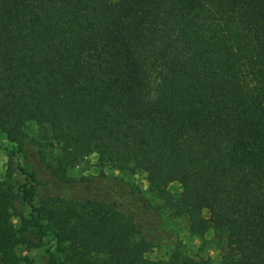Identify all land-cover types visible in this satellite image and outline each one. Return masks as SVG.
<instances>
[{"label":"trees","instance_id":"16d2710c","mask_svg":"<svg viewBox=\"0 0 264 264\" xmlns=\"http://www.w3.org/2000/svg\"><path fill=\"white\" fill-rule=\"evenodd\" d=\"M29 121L51 125L56 178L92 153L142 170L191 234L227 229L219 264H264V0H0V131L44 158ZM35 192L0 180V264H40L17 250L47 237L49 264H215L148 258L133 220L97 197H47L45 223ZM19 199L33 213L16 225Z\"/></svg>","mask_w":264,"mask_h":264},{"label":"rangeland","instance_id":"374dc122","mask_svg":"<svg viewBox=\"0 0 264 264\" xmlns=\"http://www.w3.org/2000/svg\"><path fill=\"white\" fill-rule=\"evenodd\" d=\"M24 129L41 141L44 158L38 154L24 157L18 152L17 146L8 141L0 131V180L12 184L16 189L24 183L35 187L32 202L37 209L35 212L41 216L43 222L52 221L55 213L54 207H43L42 201L47 197H97L114 203L133 220L139 229L137 237L146 238L152 244L146 253L148 258L169 260L177 248L195 258L209 257L215 264L222 261V250L227 243V229L212 228L203 237L191 234L187 219L174 215L152 192L144 171H122L102 166L98 162L97 154L92 153L69 170L71 181H61L46 165L54 162L60 153V148L52 137L51 125L29 121ZM19 164L25 172L20 169ZM33 171L36 172L38 181L31 179L30 173ZM180 189L178 182L169 185L172 193L176 194ZM32 213L31 205L19 199L12 220L19 225L23 218ZM45 241L44 245L38 247L21 245L17 251L21 255L29 256L36 263L49 264L48 250L55 251V246L49 237Z\"/></svg>","mask_w":264,"mask_h":264}]
</instances>
